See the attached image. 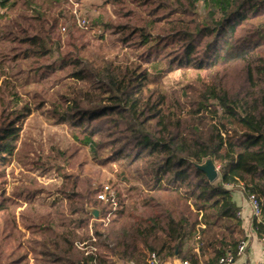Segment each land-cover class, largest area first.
<instances>
[{
	"label": "trees",
	"instance_id": "trees-1",
	"mask_svg": "<svg viewBox=\"0 0 264 264\" xmlns=\"http://www.w3.org/2000/svg\"><path fill=\"white\" fill-rule=\"evenodd\" d=\"M128 2L112 28L136 59L122 61L88 54L79 40L87 31L70 25L67 50L55 53L70 0H0L1 185L20 159L17 125L39 111L66 125L75 153L88 148L147 192L138 214L117 192L113 209L97 199L101 186L71 171L36 219L16 207L23 196L33 209L39 189L0 192V264H149L151 252L160 262L217 264L243 241L237 184L259 200L255 227L264 228V0ZM176 70L198 77L167 84ZM207 158L213 181L197 167Z\"/></svg>",
	"mask_w": 264,
	"mask_h": 264
},
{
	"label": "rangeland",
	"instance_id": "rangeland-1",
	"mask_svg": "<svg viewBox=\"0 0 264 264\" xmlns=\"http://www.w3.org/2000/svg\"><path fill=\"white\" fill-rule=\"evenodd\" d=\"M126 2L127 5L117 3L116 0H70L69 12H65L61 20L65 19V27L68 28V25H70L73 33L78 34L74 28L77 26L76 17L70 10L71 8L76 9L77 14L85 17L90 26V29L86 30V35L79 38V40L89 42L88 54L104 56L105 59L134 60L136 59L135 52L119 41L120 35L113 33L112 28L115 24L126 20L120 15L125 8L132 6L128 0ZM64 8L66 7L64 6ZM2 20L0 18V21ZM59 35L58 44L60 47L55 49V53L67 50L64 47L67 32L61 31L60 28ZM197 77L195 71L176 70L167 73L164 80L167 84L179 86L187 81L196 80ZM17 126L16 136L18 147L21 150L20 159H14L5 168V183L2 185L0 183V192L5 193L6 196H12L13 192H18L20 188L30 191L39 189L40 192L32 199L33 209L25 207L24 197H19L18 201L22 206L16 207V213L23 209L22 211L28 214L29 218L35 217L36 219L38 214L46 212V205L58 197L56 189L64 181L63 174L71 171L80 176L87 175L92 186L97 187L108 184L115 193L117 192L121 198H124L126 210H132L134 214L139 213L141 201L145 198L147 192L136 189L135 186L138 183L135 181L126 182L122 180L118 165L100 166L96 164L88 148H80L75 153L74 150L77 145L68 134L66 125L48 123L39 111H33ZM60 150H65L67 154L71 155L64 160L59 156ZM73 161L81 162L82 167L69 166V163ZM56 164L59 165V169H56ZM67 186H70V184H67ZM96 208L99 209V216H101L100 208ZM34 214L36 215L33 216ZM19 226L22 227V224ZM1 244L3 250H9L10 246H7L4 242L2 243V241ZM82 245L85 246L84 242L79 243V247L83 249ZM98 250H100L99 247ZM16 254H20V251H17Z\"/></svg>",
	"mask_w": 264,
	"mask_h": 264
},
{
	"label": "crops",
	"instance_id": "crops-1",
	"mask_svg": "<svg viewBox=\"0 0 264 264\" xmlns=\"http://www.w3.org/2000/svg\"><path fill=\"white\" fill-rule=\"evenodd\" d=\"M231 188V186H228ZM232 199L239 207L238 216L241 222V229L243 235L244 249L240 255H235L232 263L225 264H240L243 261H261L264 259V250L260 241L262 230L255 227V222H260L263 217L258 219L253 215L252 206L248 200V195L241 184L232 186ZM236 249L234 250V252ZM160 262V261H159ZM181 260L177 258H170L162 261L159 264H180ZM116 264H133L123 260H118ZM217 264H220L217 262Z\"/></svg>",
	"mask_w": 264,
	"mask_h": 264
},
{
	"label": "built area",
	"instance_id": "built-area-1",
	"mask_svg": "<svg viewBox=\"0 0 264 264\" xmlns=\"http://www.w3.org/2000/svg\"><path fill=\"white\" fill-rule=\"evenodd\" d=\"M72 11V13H74L75 15V19H76V25L83 29V30H89L90 26L88 24V20L83 17V16H79L77 14V10L76 9H70ZM66 27L62 26L61 27V31H65ZM96 197L98 200L102 201V202H109L112 206V208L114 209L116 206V193L112 190V188L108 185V184H104L101 186L100 190L97 192ZM248 200L252 206L253 209V215L254 217H256L257 219L261 216V205L259 200L257 199V197L254 194H249L248 195ZM260 241L261 244L263 246V250H264V229L261 232L260 235ZM244 249V242L241 241L235 252H228L225 255L221 256L218 260V263L220 264H225V263H232L235 259V255H240L242 253ZM96 247H91V251H96ZM148 263L149 264H159V260L157 258V256L155 255V253L151 252L148 256ZM180 264H202L200 263H192L189 260H183L180 262ZM240 264H264V259L261 261H243Z\"/></svg>",
	"mask_w": 264,
	"mask_h": 264
},
{
	"label": "water",
	"instance_id": "water-1",
	"mask_svg": "<svg viewBox=\"0 0 264 264\" xmlns=\"http://www.w3.org/2000/svg\"><path fill=\"white\" fill-rule=\"evenodd\" d=\"M197 167L202 169L210 181L218 177V171L211 159L207 158L203 163L197 164ZM87 211L93 215L94 218L99 217V209L96 207H87Z\"/></svg>",
	"mask_w": 264,
	"mask_h": 264
}]
</instances>
